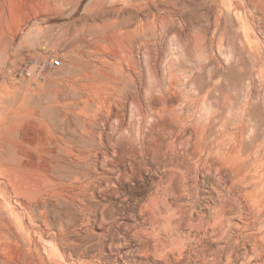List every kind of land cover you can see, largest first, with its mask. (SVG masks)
<instances>
[{
	"label": "rangeland",
	"instance_id": "rangeland-1",
	"mask_svg": "<svg viewBox=\"0 0 264 264\" xmlns=\"http://www.w3.org/2000/svg\"><path fill=\"white\" fill-rule=\"evenodd\" d=\"M262 12L264 0H0V179L9 171L1 160L14 157L18 144L31 140L34 148L42 137L61 144L63 137L92 144L90 137L81 134L84 113H92L94 120L103 123L92 127L96 128L94 134L106 130L95 134V141L112 145L117 138L136 139V132L121 129L117 118L109 128L105 94L95 95L102 97L98 104L105 102L104 109L100 104L86 105L74 88L75 83L93 80V69L100 61L117 73L112 63L117 55L135 66L134 75L140 79L138 86L146 100L162 94L171 74L177 76L183 97L180 107L184 108L187 96L192 101L193 135L205 130L192 137V178L176 180L179 199H175L176 217L171 226L168 215L159 217L160 229H154L150 221L152 210L157 209L142 208L146 194L155 190L162 177L165 180L161 168L144 173L142 180L140 176L116 179L95 192L93 200L75 205L63 197L62 164L56 168L61 180L58 185L45 177L44 183L40 181L43 193L24 200L40 204L41 209L30 212L17 201L21 214L11 208L0 190V264H27L28 255L37 259L35 240L40 235L42 242L45 237L40 250L45 249L50 264L63 261V254L67 264H207L206 243L212 245L209 253H221L223 242L217 240V228L214 234L209 229V237L203 236V227L213 221L211 215L222 210L224 221L227 218V238L236 235V227L244 225L247 215L253 223L252 210L264 207ZM142 39L158 53L156 67L147 51L139 49ZM52 57L60 58L62 65L40 76H20V68L29 58L41 61ZM186 70L191 75L188 93ZM101 107L105 111L100 114ZM126 113L130 127L137 125L138 109L132 105ZM237 159L243 162L235 165ZM33 171L45 175L41 167ZM101 172L108 175L107 170ZM70 188V184L66 186L67 192ZM87 192L92 197L91 191ZM235 199L243 204L245 213L233 206ZM20 205L25 206L23 210ZM23 216L28 220L26 226L20 223ZM240 250L242 254L244 249Z\"/></svg>",
	"mask_w": 264,
	"mask_h": 264
},
{
	"label": "bare ground",
	"instance_id": "bare-ground-1",
	"mask_svg": "<svg viewBox=\"0 0 264 264\" xmlns=\"http://www.w3.org/2000/svg\"><path fill=\"white\" fill-rule=\"evenodd\" d=\"M144 40L143 42L141 41V43L139 44V49L143 51L145 50L147 51L149 57H151V62H150L151 65H153V67H156L158 65L157 63H159L158 62L159 55L158 53L153 51L154 48H152L149 45L150 43L147 44L148 41H146L147 42L146 43ZM30 60H35L36 64L30 66V69L27 72L25 68L29 65V62L25 63L20 68V76L22 77L40 76L44 72L48 71L50 68H56L62 65V60L57 57L55 58L52 57L50 59H45L41 61H39L38 59H30ZM54 60H60L61 62L59 65H53L52 62ZM124 61L126 62V64H124ZM44 62L47 63L46 66H43ZM112 63H114L115 67L118 69L117 73L115 71L114 73H111L109 70H107L108 68L107 63L100 61L98 62V64L97 63L95 64L96 66L93 69L95 73V75H92L93 80L91 82L75 83L74 88L76 89V92L79 95H82L84 97L82 101L85 99L84 101L86 105L91 104L93 106L94 105L98 106L100 104V103L98 104L99 99H101L102 97L105 99L107 98L106 107L109 110L107 108L105 109V106L103 105L105 103L104 102L105 100L103 101L104 103H102V105L100 104L99 106H102V107L104 106L103 108L108 111L107 116L105 114L103 115H105L106 117V122L111 124L109 125V128L110 126H112V123L114 122L113 119L117 118L121 129H125V131L130 130L132 132L133 131L136 132V135L133 132L134 135L136 136L135 137L136 139L128 140L126 138L127 136L124 138H117L115 143L112 145H110V143H107V142L106 143L101 142V141L97 142L95 141L96 137L98 135H101L102 133H105L106 130H103L105 132L102 131V133H98V135L96 132L95 134L97 136L95 137L94 130L96 128H92V127L97 125V123H101L102 121L97 122L98 121L97 119H95L96 120L95 121L94 120L95 116L93 117L92 113L91 114L84 113L83 120L85 122V125L83 127L84 131L82 130L81 134L83 136L90 137V139H92V142H93L92 144L84 145L74 140L68 141L64 139V137H63V144H61V141L54 142L50 140L48 137H42V139L39 142H37V144L35 143L36 146L34 145V148L31 146L33 144L32 142H30L31 140L27 141L26 142L27 144H24V145L18 144L17 153L14 157L1 160V163L4 165L5 168L9 169V171L5 173L4 180L2 178L0 179L1 193L2 191L6 193L5 195V193L3 192L4 197L6 196L9 202L13 204V205L11 204V208L13 206V208L17 210L18 214L20 213L19 212L20 207L19 208L17 207V201L19 204L26 205V207L28 206V208L31 210L30 212H32L34 208L36 210V207L41 209L40 204L36 203L35 205H32L30 202L27 204L26 202L28 201H24V200L26 199V197L27 199L29 198V200L35 199L43 193L45 188L43 189V186L40 185V181L44 183L43 180H45L44 179L45 177H47V179L49 180H52L53 183L58 185V183H60L61 180L60 181L58 180L59 178L57 176L58 173H57L56 168L58 169L59 166L62 164H63V168H62L63 169V197L66 198V200L68 201H71L73 203L75 202V205H76V202L85 203L86 201L93 200L94 199L93 196L95 192L100 191V189L103 186L107 185L108 183L114 182L116 179L119 181H123L125 179L135 180L137 176H140L139 178H141L142 180L143 177H145L144 173H147L149 170L154 171L155 168L156 169L161 168L162 170L161 171L159 170V172L163 174V176L165 177V180L162 177L160 182L156 185L155 190L150 191L148 193L149 195L146 194L147 197H145L146 200L143 199L145 203H143L142 208L152 207L153 209L155 207L157 209V211L152 210L153 218L150 221L151 222L150 224L153 225L154 229H157L159 227V224L161 222L160 221L161 217H163V219H166L167 217L170 216L171 220H169V225L171 226V221H173L172 219L174 218L175 211H176L175 210L176 208L173 209V206L175 203V199L178 197L175 195V192H176L175 187L177 185L176 180H178L179 177L181 178V180L185 179L190 174V169L192 166L191 164H193L191 161H192V156L194 154V141L192 140V137L197 136L198 132L200 131L199 130L196 135H193L195 129H194V123L192 120L193 117L190 114V111L192 108L191 107L192 101L189 99L190 96H187L184 108L180 107L183 101V97L181 96L178 90V79L179 78L173 74H171L172 77L170 81L168 82V85L166 86L164 85L165 88L162 91V94H158V95L153 94L152 96L150 95L148 100H146V98L143 97L144 95H142L140 85L138 86L140 79L138 81L137 80L138 78L135 77V75H137L135 74L136 73L135 66H132L127 60L123 59L121 55H117V58H115V61H113ZM185 72H186L185 80H186V87H187L185 88L186 89L185 92L188 93L191 89V80H190L191 75L189 74L188 70H186ZM159 86H161L160 83H159ZM160 89L162 88L160 87ZM102 93L105 94V97L102 96L101 98L97 99L98 97H96L95 95L102 94ZM185 96H184V99H185ZM132 105H134V107L138 109V117L136 120L137 125L134 124V126L136 125L135 127L132 125L130 127V124L127 120V113H126L127 108H129V106H132ZM102 107L99 110L100 114L102 113L101 112L103 109ZM97 113L99 114L98 111ZM99 118H102V117H99ZM106 126H104V128ZM132 127L137 128V129H133ZM77 130L79 129L77 128ZM99 131L101 132V130ZM129 132L128 133L124 132V133L126 135L127 134L130 135ZM204 132L202 129L201 133L203 134ZM121 136L123 137L124 135H121ZM242 162L243 161L239 162V159H237L234 163L236 165V164H241ZM36 166L38 168L41 167L42 170L44 171L45 175L43 177L33 171V168ZM102 170L103 171L107 170L108 175H105V176L100 175L102 174L101 172ZM263 174L264 172H262L261 175ZM189 176L191 177V175ZM189 176L188 178H190ZM68 182L72 188H70L69 191L67 192L66 186L69 185ZM186 183L187 182H185V184ZM185 184H184V187L186 186L185 189H189L187 188L188 185H185ZM87 191L89 192L91 191L92 197L87 194L88 193ZM14 192L15 194H17L16 196H14L13 194ZM183 195L184 194L182 193V196ZM23 205H20L22 207L21 210H23V208L25 207ZM0 206H1V202H0ZM175 206H176V203H175ZM220 206L224 207L221 199H220ZM220 206L219 208H221ZM233 206L238 207L239 211L244 209L243 204L236 199L234 200ZM165 208H167L168 211ZM25 209L23 212H25ZM221 211L222 210H218L217 212H215L213 216L211 215V217L213 218V221L210 222L209 220L206 227H203L204 228L203 236H206V238L207 236L209 237V233H210L209 229L211 228L212 229L211 234H214L217 228L218 233L220 234V235L218 234L219 236H217L218 237L217 240L223 241L221 242V246L219 247L220 248L219 251L221 253H216V251L212 252L213 249L211 251L212 253H209L208 246H210L209 248H211L212 245L210 244L208 245V242L206 243L207 245V248L205 249L207 252L205 255L206 263L207 264H264V219L260 220V218L264 214V207L263 208L261 207L258 210L256 209L255 211L252 210L253 211V215H252L253 223L251 222L253 224V227H251L252 229H249L248 227L251 225V223L247 215V218L245 217L246 220L243 221L244 225H242L241 227H236V229H239V231L236 232L235 236H230L229 238H227L228 236L227 233L229 230L224 232L225 230L224 222H226L227 218L224 221V216ZM165 212H167V214H165ZM36 214L37 213H35V216ZM143 214H146V212L145 213L143 212ZM31 215L33 216V214ZM179 218H181V213H180ZM181 220L183 221V217L181 218ZM26 221L28 220L25 219V217L23 216L20 220L21 225L22 226L25 225V223H27ZM31 225H29L28 223L29 231H31L32 229ZM34 239L32 241H34ZM42 239H43V235H40L38 240L37 239L35 240V245H36L35 247H37V249L36 248L35 249L38 252L37 259L36 258L33 259L34 257L32 258V255H28L27 264H50L51 261H47L49 259L46 260V257H48L49 255L46 254V251H44L45 249L40 250V247H39L40 243L42 242ZM44 240H45V237H44ZM44 240L42 244L44 243ZM33 247H34V244H33ZM240 248L244 249V252H243L244 254L242 253L243 255L241 254ZM155 249H156V246H155ZM93 256L94 255H92V258H95ZM99 256H101L100 253H99ZM62 258H63V261H53L54 264H67V257L65 254H63Z\"/></svg>",
	"mask_w": 264,
	"mask_h": 264
},
{
	"label": "built area",
	"instance_id": "built-area-1",
	"mask_svg": "<svg viewBox=\"0 0 264 264\" xmlns=\"http://www.w3.org/2000/svg\"><path fill=\"white\" fill-rule=\"evenodd\" d=\"M27 62H29V65L25 68V70L28 72L29 71V69H30V66H32V65H35L36 64V61L35 60H30V58L27 60ZM60 60H54L53 62H52V64L53 65H59L60 64ZM47 65V63L46 62H44L43 63V66H46Z\"/></svg>",
	"mask_w": 264,
	"mask_h": 264
}]
</instances>
